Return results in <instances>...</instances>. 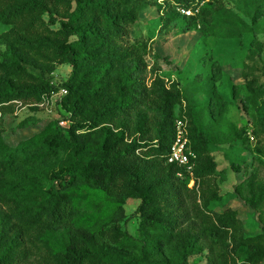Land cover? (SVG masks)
Instances as JSON below:
<instances>
[{
  "label": "trees",
  "instance_id": "16d2710c",
  "mask_svg": "<svg viewBox=\"0 0 264 264\" xmlns=\"http://www.w3.org/2000/svg\"><path fill=\"white\" fill-rule=\"evenodd\" d=\"M158 1V15L199 8L182 19L189 29L199 24L206 37L219 34V26L226 37L251 31L233 13L214 10L212 0ZM151 3L0 0V25L8 28L0 52V114L64 89L59 105L70 122L64 128L51 120L15 146L0 125V264H190L206 249L215 251L208 264L264 260V233L246 236L236 210L212 209L223 196L201 109L182 108L178 86L168 87L159 75L147 84V42H128ZM170 15L162 16L166 27ZM249 52L261 55L257 38ZM62 65L71 73L57 85L51 74ZM177 119L189 122L193 176L168 163ZM245 183V203L257 210L264 184L254 174ZM243 186L234 189L239 198ZM129 199L139 200L137 235L126 228Z\"/></svg>",
  "mask_w": 264,
  "mask_h": 264
},
{
  "label": "rangeland",
  "instance_id": "374dc122",
  "mask_svg": "<svg viewBox=\"0 0 264 264\" xmlns=\"http://www.w3.org/2000/svg\"><path fill=\"white\" fill-rule=\"evenodd\" d=\"M150 1L152 6L132 26L128 40L133 45L137 39L147 42V84L159 75L168 87L178 86L185 97L182 108L194 105L201 109L198 118L216 145L212 156L219 174L213 179L223 196L222 202L212 209L222 211L229 206L237 211L246 236L263 235L264 202L257 210L245 203L249 197L245 182L254 174L264 184V0H212L214 10L233 13L251 30L240 37H226L223 26L218 27L219 34L206 37L199 24L187 27L181 8L175 7L171 15L167 9L158 15L156 0ZM158 4L166 3L160 0ZM163 15L170 18L174 15L167 27L163 25ZM7 30L0 25V52L5 50L2 34ZM254 38L262 43L259 57L249 52ZM70 73L69 66H58L51 74L53 83L59 85ZM65 117L59 96L54 94L37 105L16 104L13 113L0 114V125L6 142L15 146L38 133L51 120H60V125L67 128L70 122ZM233 164L239 168L238 172ZM242 182L243 197L239 198L234 189ZM138 205L139 200L129 199L125 206L129 217L126 228L132 235L138 234L139 220L134 217ZM211 255L215 256V251L206 249L203 255L191 257L189 262L208 264Z\"/></svg>",
  "mask_w": 264,
  "mask_h": 264
},
{
  "label": "built area",
  "instance_id": "2783aa9c",
  "mask_svg": "<svg viewBox=\"0 0 264 264\" xmlns=\"http://www.w3.org/2000/svg\"><path fill=\"white\" fill-rule=\"evenodd\" d=\"M180 12L186 17L196 16L199 13L197 9H184L181 8ZM59 99L67 95V91L62 89L58 93ZM53 97V96H52ZM49 99V98H48ZM46 100V99H45ZM174 140L170 148V155L168 163L175 164L184 169L190 176H193L195 164L193 159L194 154L189 149V124L186 119H177L174 127ZM179 176H182L179 174ZM193 184L191 188L195 186V182L192 180L190 184ZM189 184V187H190Z\"/></svg>",
  "mask_w": 264,
  "mask_h": 264
}]
</instances>
